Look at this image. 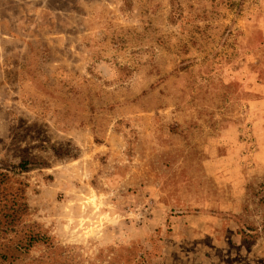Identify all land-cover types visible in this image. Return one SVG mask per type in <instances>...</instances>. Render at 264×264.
<instances>
[{"label":"rangeland","instance_id":"rangeland-1","mask_svg":"<svg viewBox=\"0 0 264 264\" xmlns=\"http://www.w3.org/2000/svg\"><path fill=\"white\" fill-rule=\"evenodd\" d=\"M1 172L0 264H264V0H0Z\"/></svg>","mask_w":264,"mask_h":264},{"label":"trees","instance_id":"trees-1","mask_svg":"<svg viewBox=\"0 0 264 264\" xmlns=\"http://www.w3.org/2000/svg\"><path fill=\"white\" fill-rule=\"evenodd\" d=\"M24 164L25 161L21 162L20 166L23 167ZM8 178V173H0V236L2 233L7 235L10 230H13L27 208L26 204L19 200V193L14 194L8 192L5 187ZM8 195L11 196L9 197ZM40 240L41 237L39 235H32L26 247Z\"/></svg>","mask_w":264,"mask_h":264}]
</instances>
